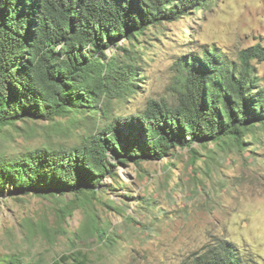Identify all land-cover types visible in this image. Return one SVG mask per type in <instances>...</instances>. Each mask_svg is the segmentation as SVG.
<instances>
[{"label":"trees","instance_id":"16d2710c","mask_svg":"<svg viewBox=\"0 0 264 264\" xmlns=\"http://www.w3.org/2000/svg\"><path fill=\"white\" fill-rule=\"evenodd\" d=\"M209 2L0 0V131L20 121L55 123L61 117L90 129L71 147L0 156V197L13 185V197L70 193L91 201L100 198L107 175L119 176L117 163L141 165L178 147L192 150L195 144L228 140L243 148L246 135L264 128V84L252 63L264 60L260 43L241 51L240 64L226 60L216 47L190 53L181 63L182 85L173 102L151 98L135 113H113L114 99L122 103L146 78L138 65L142 39L151 38L152 28L163 34L164 23ZM114 45L117 50L109 54ZM76 206L73 200L69 213ZM89 229L115 241L95 217ZM244 254L224 237L183 264H251ZM0 264L42 263L14 253L0 257ZM48 264H90V258L74 251Z\"/></svg>","mask_w":264,"mask_h":264},{"label":"rangeland","instance_id":"374dc122","mask_svg":"<svg viewBox=\"0 0 264 264\" xmlns=\"http://www.w3.org/2000/svg\"><path fill=\"white\" fill-rule=\"evenodd\" d=\"M151 31V38L142 39L138 61L146 78L122 103L114 99L115 114L135 113L151 98L173 102L182 85L181 63L190 53L216 47L226 60L240 64L243 49L264 46V0H210L204 9L164 23L163 34ZM252 63L264 84V60ZM89 130L62 117L55 123L20 121L1 129L0 156L71 147ZM245 141L243 148L228 140L195 144L192 150L178 147L141 165L117 163L119 176L107 175L100 198L91 201L70 193L13 197L9 185L0 197V257L15 253L48 264L80 251L90 264H183L211 241L227 237L251 264H264V128ZM73 200L77 206L71 214L67 207ZM94 217L115 241L93 234Z\"/></svg>","mask_w":264,"mask_h":264}]
</instances>
